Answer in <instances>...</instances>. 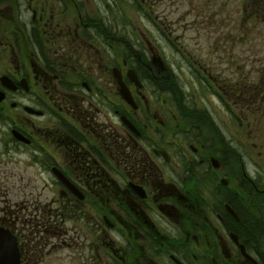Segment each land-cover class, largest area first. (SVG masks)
<instances>
[{
  "label": "flooded vegetation",
  "instance_id": "obj_1",
  "mask_svg": "<svg viewBox=\"0 0 264 264\" xmlns=\"http://www.w3.org/2000/svg\"><path fill=\"white\" fill-rule=\"evenodd\" d=\"M144 1L171 60L142 30L122 46L119 0H0V231L18 264L60 258L50 232L74 226L82 264H264V169L236 139L264 113V66L216 80ZM212 78L229 140L198 104Z\"/></svg>",
  "mask_w": 264,
  "mask_h": 264
},
{
  "label": "rangeland",
  "instance_id": "obj_2",
  "mask_svg": "<svg viewBox=\"0 0 264 264\" xmlns=\"http://www.w3.org/2000/svg\"><path fill=\"white\" fill-rule=\"evenodd\" d=\"M137 1L136 6L132 0H119V6L114 7L117 10L120 9L117 15L121 22L122 46L127 47L129 42L141 40L142 30L153 42L160 41V44H157L158 47L162 48L171 60L173 50L167 46L168 40L161 38L155 25L148 22L150 7L146 6L144 0ZM152 1L154 15L163 14L169 30L173 31V37H170L169 42H173L172 39L178 37L179 44H176L178 49L187 50L197 58L203 57L205 62L212 63V76L216 77V80L228 79L232 76V70L236 71L242 65H245V69L248 70L249 85L257 80V70L264 66V10L259 11L257 2L252 0ZM244 4L248 14L243 13ZM261 5H264V1ZM178 20L179 24H174ZM210 48L212 51H209ZM173 49L175 50V46ZM232 60L234 62L231 64ZM234 78L238 79L240 75L234 74ZM213 81L212 78V97L208 99L203 97L198 104L211 111L212 136L219 140L221 136L229 140L231 136L229 115L225 113L226 108L223 103L213 95ZM198 92L203 93L201 88L196 90L197 94ZM255 112L243 119L242 136L236 137L244 146L245 156L241 158L249 170L253 161H262L260 166L264 169V113ZM219 140L216 143L217 149L223 151L224 156L232 160L239 158L235 151L229 152ZM95 212L96 210L93 209L89 211L88 217L95 218L96 216L93 215ZM89 231L90 229L84 226H74L72 231L50 232V238L53 234L56 235V238H52V242L55 241L57 253L61 256L46 259L41 264H82L85 257V254H82V242L83 238L85 240L91 238L88 235ZM60 233L63 234L60 235ZM20 234L27 237L28 232ZM47 240L49 243V239Z\"/></svg>",
  "mask_w": 264,
  "mask_h": 264
},
{
  "label": "water",
  "instance_id": "obj_3",
  "mask_svg": "<svg viewBox=\"0 0 264 264\" xmlns=\"http://www.w3.org/2000/svg\"><path fill=\"white\" fill-rule=\"evenodd\" d=\"M121 94L125 100L131 101L128 89L122 84ZM18 253L13 238L0 232V264H17Z\"/></svg>",
  "mask_w": 264,
  "mask_h": 264
}]
</instances>
